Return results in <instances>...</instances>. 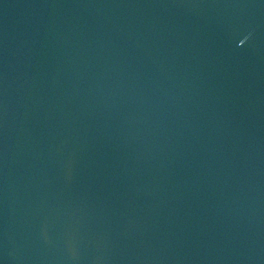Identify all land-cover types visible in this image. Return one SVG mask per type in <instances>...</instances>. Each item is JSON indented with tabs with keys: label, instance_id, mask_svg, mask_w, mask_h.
<instances>
[{
	"label": "water",
	"instance_id": "water-1",
	"mask_svg": "<svg viewBox=\"0 0 264 264\" xmlns=\"http://www.w3.org/2000/svg\"><path fill=\"white\" fill-rule=\"evenodd\" d=\"M0 264H264V0H0Z\"/></svg>",
	"mask_w": 264,
	"mask_h": 264
}]
</instances>
